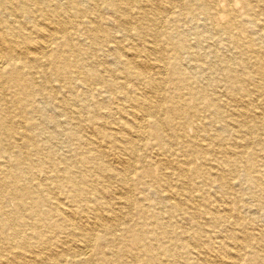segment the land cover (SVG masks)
I'll return each instance as SVG.
<instances>
[{"label":"bare ground","instance_id":"6f19581e","mask_svg":"<svg viewBox=\"0 0 264 264\" xmlns=\"http://www.w3.org/2000/svg\"><path fill=\"white\" fill-rule=\"evenodd\" d=\"M0 264H264V0H0Z\"/></svg>","mask_w":264,"mask_h":264}]
</instances>
